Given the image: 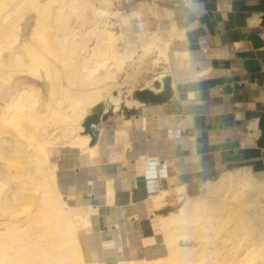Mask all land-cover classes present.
I'll return each mask as SVG.
<instances>
[{
  "label": "crops",
  "instance_id": "crops-1",
  "mask_svg": "<svg viewBox=\"0 0 264 264\" xmlns=\"http://www.w3.org/2000/svg\"><path fill=\"white\" fill-rule=\"evenodd\" d=\"M124 1V20L143 42L128 64L131 75L120 77L128 82L121 84L120 104L95 124L93 142L81 128L79 135H88L82 143L61 144L50 159L75 214L82 256L104 264L161 248L157 218L224 168L264 177V0ZM164 75L173 100L134 97L137 87L158 92ZM20 79L9 98L23 87L44 111L36 85L48 92L45 81ZM14 139L9 135L10 146Z\"/></svg>",
  "mask_w": 264,
  "mask_h": 264
},
{
  "label": "bare ground",
  "instance_id": "bare-ground-1",
  "mask_svg": "<svg viewBox=\"0 0 264 264\" xmlns=\"http://www.w3.org/2000/svg\"><path fill=\"white\" fill-rule=\"evenodd\" d=\"M63 4L0 0V264H97L82 256L75 214L62 197L50 154L61 144L82 143L80 120L116 84L113 70L107 67L111 61L134 58V51L124 46L117 49L121 32L116 34L99 18L107 6L94 5L91 0ZM83 6L95 12L89 21L81 16ZM101 61L103 70L98 73ZM24 75L45 81L49 101L44 111L36 109L37 97L23 87L9 98L14 78ZM130 75L128 72L126 77ZM110 100L105 101V107L112 104L113 110L118 108L119 92ZM55 123L61 131L57 132L60 139L58 134L53 139L46 136ZM9 135L15 137L12 146ZM224 177L218 183L225 187L224 197L237 194V188L231 187L242 183L245 175L231 173ZM219 206L221 211L215 218L212 213L205 215L206 220L218 218L221 234L214 244L216 252H205L204 262L264 264V206L260 212L227 200ZM197 218L202 217L195 205L187 202L159 216L168 249L163 251L154 245L143 258L118 264H141L144 258V264H151L153 259L157 261L152 264H190L194 256L185 252L187 247H183L189 242L184 238L180 241L178 226ZM198 228L193 226L195 231Z\"/></svg>",
  "mask_w": 264,
  "mask_h": 264
},
{
  "label": "rangeland",
  "instance_id": "rangeland-1",
  "mask_svg": "<svg viewBox=\"0 0 264 264\" xmlns=\"http://www.w3.org/2000/svg\"><path fill=\"white\" fill-rule=\"evenodd\" d=\"M43 1H46V0H43ZM50 1H51L52 6H57L61 3H64L63 5L68 6L71 3L73 4L74 2H76V0H50ZM91 1L93 2L94 5H97V6H101V5L105 4L103 2V0H91ZM105 6L108 7L107 11L105 13H102L101 14L102 16L99 15V18L104 23H107V26L109 25L110 29L113 30V32H115L116 34H118V31L121 32V35L124 39V40H121V39L117 40V42H116L117 43V49L120 51L123 49V45L127 44V47L129 49L134 50L133 57L136 58V56L140 52L141 44L143 42V38L137 32L132 30V27H131L129 20H124L123 15H125L127 12L126 2L124 0H108V4H105ZM91 9L92 8H90L89 6H83L81 8L80 13H81V16L84 15L83 16L84 20L89 21L94 16L93 13H95V12H92L93 10H91ZM90 10L92 13L90 12ZM82 12L84 14H82ZM83 17H81V18H83ZM102 17H103V19H102ZM130 61L133 62L134 60H132L131 58H125L124 57L123 59H121L119 61H115V60L111 61V62L108 61L112 65L108 66L107 68L113 70L112 71L113 72V78L116 80L115 81L116 84H114L115 86L112 84L113 87L111 86L112 89H109L108 91H106L107 94H106V92H104L105 90L103 91L104 97H103L102 101L105 102L108 99L109 100L112 99V97H114L116 95L115 93H113V91L116 89H117V92H119V95L121 96V88H120L121 84L128 83V82H126V80L121 81L120 77L122 74L126 75L128 68L131 69V67L128 66ZM102 62L103 61L99 62L100 64L99 63L97 64L100 67V68L98 67L99 68V70H97L98 73H101V71L103 70L102 65H101ZM133 76H135V75L132 74L131 77H133ZM14 79H15L14 81H16L17 84L19 82H22L21 79H18V77L14 78ZM29 81L31 83L33 82L32 79L28 80V82ZM23 83H25V82H23ZM23 83H21V84H23ZM112 83H114V82H112ZM33 84H35V83L33 82ZM17 86L20 87L21 85L18 84ZM36 87H38L39 90L41 91V99H42L41 103L42 104L47 103L49 101V96L47 94L45 85L38 84V85H36ZM119 104H120V102H119ZM38 108H40V105L38 106ZM55 126H56V123L49 126V129L47 130L48 133L46 136H48V137L50 136L51 139H53L52 137L54 135L58 134L57 136L60 139L61 134H59V133L61 131H60V129L55 128ZM57 132H59V133H57ZM58 138L56 137V139H58ZM46 147L49 149L51 147V145L46 144ZM56 149H54L52 151V153L50 154L51 160L53 158V155H54V152ZM231 173L243 174V175H245V180L240 184L238 183V184L232 185L231 188H237V192H236L237 194L230 195L229 193H227L226 195H229V196L227 198H225L223 195V189L225 187L218 184V183L220 180H223V178H225L224 176H227L228 174H231ZM214 186L215 187L217 186V187L215 188ZM240 192L242 194H240ZM222 200L223 201L227 200L229 203H231L233 205H237V206L238 205H245V208H247L249 210H253L255 212H260L264 206V177L262 175H258V173H253L249 169L244 168V167L224 168L223 170L218 172L216 179H210L209 181H207L205 184L202 185L201 189L199 190V192H197V194H195L192 197L186 198L182 202V204H180L175 209V211H176L180 207L184 206V204L186 202L188 204L192 203L195 205L198 214L202 217V218L194 219L192 222L191 221L181 222V223H179V226H178V231L181 232V235L179 236V238L181 237L180 241L183 242V241L187 240V242H189V245H186V246L184 244H182V245H184L183 248L187 247L185 252H192L193 256H194L193 262H191L190 264H208V263L204 262L205 254H206L205 252H216V247H214V244L221 234L220 227L217 224L218 218L213 219V217H212V218H210V219L208 218V220H206L205 215H207L208 213H210V214L212 213L214 215V218H215V216L221 211L220 206H219V202L221 203ZM0 212H1V209H0ZM0 218H1V213H0ZM194 225L199 226L197 231H195V229H193ZM158 235H159V243L161 244V248L163 251H166L169 246H167V244L165 243V240H164V230L158 228ZM183 238H184V240H183ZM170 245H172L174 247L175 242L171 241ZM154 261H157V260L153 259V261H150V263L152 264V262H154ZM144 262H146L145 258L143 261H140L141 264H144ZM95 263H97V262H95ZM99 264H104V263H99ZM180 264H189V262L180 263Z\"/></svg>",
  "mask_w": 264,
  "mask_h": 264
},
{
  "label": "water",
  "instance_id": "water-1",
  "mask_svg": "<svg viewBox=\"0 0 264 264\" xmlns=\"http://www.w3.org/2000/svg\"><path fill=\"white\" fill-rule=\"evenodd\" d=\"M161 89L158 92H154L149 87L135 88L133 91L134 97L141 102H155L160 103L164 101H171L174 99L173 91L170 86V77L169 75H164L161 77ZM160 80H154L152 82L153 87L160 86ZM121 109L127 111L128 109L121 105ZM113 111V105L110 104L107 108L105 107V102L100 100L94 103L89 112L83 116L81 120V127L83 133H88L90 135L91 142L94 141L96 136L95 124L99 122L100 119L105 118L107 115L111 114ZM217 174L212 177L216 179Z\"/></svg>",
  "mask_w": 264,
  "mask_h": 264
}]
</instances>
